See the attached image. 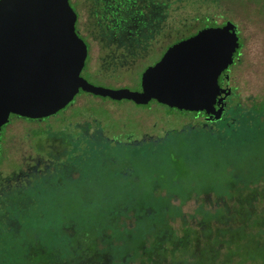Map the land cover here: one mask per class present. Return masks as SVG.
Returning a JSON list of instances; mask_svg holds the SVG:
<instances>
[{
	"label": "rangeland",
	"instance_id": "374dc122",
	"mask_svg": "<svg viewBox=\"0 0 264 264\" xmlns=\"http://www.w3.org/2000/svg\"><path fill=\"white\" fill-rule=\"evenodd\" d=\"M94 1L70 0L78 15L76 30L83 40L88 43L90 41L92 45L91 56L88 54L87 67L82 70V75L95 85L110 88L138 85L145 66L158 59L164 49L168 48L167 42L185 38H178L181 34L192 35L225 20L234 22L239 32L241 49L231 70V85L236 94L229 97L228 102H232L238 111L237 116L243 114L242 121L229 128L234 134L232 142L225 143L228 139L226 136L224 141L217 144L212 142V135H209L207 129L213 133L216 131V136L224 134V130H217L210 122H201L203 118L199 113L170 109L158 104L143 108L130 101L115 102L79 92L59 112L42 119L10 115L8 123L0 132V199L4 193L9 194L24 187L26 191L22 190L25 192L21 191L19 195L24 196L22 200L31 201V197L25 196L30 188H34L31 192L32 201L21 207V214L28 216L33 212L35 217L32 216V220L42 222L41 230L46 236L58 231L59 221L76 216L77 204L89 198L85 195L86 188L101 185L111 188L118 181L122 182L120 172L114 171L125 170L128 173L125 182L120 184L133 190L149 192L151 188L147 185L150 179L145 178L148 170L155 177L158 174L164 175L158 179L151 178V184L158 181V184L172 188L181 182L182 186L191 183L200 189L215 188L201 198L194 195L184 202L180 216H176L180 210L173 211V216H176L172 217L173 225L179 233L189 225H196L203 217L204 209L212 212L224 210L221 216L215 215L210 219L214 226H222L238 215L242 217L243 223L252 224L254 218H258V225H264V180L254 181L253 189L243 192V195L239 192L227 196L231 189L226 186H232L234 180L229 174L234 171L235 165H241V161L244 165L249 163L250 169L256 162L261 163V156L256 161L245 158L248 153L255 154V157L256 154H264V126L261 127V122L256 123L257 120L248 117L255 109L264 107V0H159L163 3L162 15L158 14L157 9L153 11L151 2L156 4V0H111L112 11H101L99 6L94 9ZM126 1H129V6L124 9L122 6ZM139 14L143 29L140 22L126 23V15ZM196 16L199 18L196 19ZM178 33L179 36H175ZM142 35L153 39L155 37L156 41L153 40L154 44L151 45L147 40L141 45L143 48L126 49L135 44L124 39H136ZM102 37L122 39L115 46L119 47V51L127 53L120 57L125 64L118 63L115 69H111L97 60L111 47L108 42H104L105 45L99 44L98 39ZM149 47L156 48L148 50ZM117 57V53L112 55L113 60H117ZM246 119L249 122L243 121ZM96 123L101 132L96 131ZM89 128L95 129V136L89 135ZM168 139L171 143L169 157L155 150V147L135 157L134 151L138 146L158 147L162 140ZM171 163L172 167L168 166ZM174 171L180 175L174 176ZM127 179L138 185L128 186ZM119 199L127 203L128 200L133 202L147 198L142 194L126 196L124 193L119 195ZM33 202L38 203V209L42 211L38 217ZM173 202L180 203L178 198ZM247 210H250V214ZM7 219L10 220L8 216L1 217V229L5 228L1 222H7ZM128 220L132 221L133 218ZM60 233L62 235L63 232L60 230ZM2 236L3 231H0V238ZM17 243L18 240H10L6 249L0 253V264L3 261H8V264L15 262L21 252ZM219 248L217 260L220 262L227 247L221 244ZM193 251L191 247L189 252L178 254L182 258L181 264H195Z\"/></svg>",
	"mask_w": 264,
	"mask_h": 264
},
{
	"label": "trees",
	"instance_id": "16d2710c",
	"mask_svg": "<svg viewBox=\"0 0 264 264\" xmlns=\"http://www.w3.org/2000/svg\"><path fill=\"white\" fill-rule=\"evenodd\" d=\"M107 1L110 2V0H95L93 8L99 6L101 11H112L110 3ZM156 1V4L151 2L154 7L153 11L157 9L158 14L162 15L163 3H160L159 0ZM128 2L123 4L124 9L129 6ZM126 16L127 24L137 23L142 19L141 14ZM198 18L196 16V19ZM204 20L212 23L208 19ZM132 26L136 27V25ZM179 27L182 26L179 25ZM179 33L175 36H179ZM187 36L189 35L181 34L178 38ZM242 117L243 114L238 117V121L230 122V127L223 125L231 120L228 117L224 122L223 120L213 121L212 126L218 128L217 130H224V134L216 136V131L213 133L207 129L209 135H212V142L219 144L225 140L226 136L228 139L225 143L232 142L234 134L229 128L240 124ZM248 117L253 118V121L257 120L256 123L261 122V127H263L264 107L255 109ZM243 121L249 122L248 119ZM256 123L254 124L257 125ZM169 146H171L169 139L162 140L158 147L141 145L134 151L135 157L143 155L149 150L152 151L153 147L169 157ZM259 154L261 155L256 154L257 157L250 153L245 156V158L249 157L255 161L261 156V163L256 162L254 167H251L252 169L249 168V163L244 165L242 161L241 165L239 163V166L235 165L234 171L229 174L234 180L232 186L226 185L227 189H231L227 196L239 192L243 195V192L253 189L254 181L256 183L264 180V154ZM168 162L170 163V158ZM169 165L172 167V163ZM117 172H120L122 182L118 181L119 183L111 188L106 185L86 188L85 195H88L89 198L83 200L82 204H77L76 216L62 219L58 222V231H53L46 236L41 230L42 222L32 220L31 217H35L33 212L28 216L21 214V207L31 203L33 197L31 192L34 191V188H30L28 195L25 196L31 197V201L21 199L24 196L19 194L22 190L26 191L24 187L19 188L18 191L13 190L9 194L4 193L0 199V219L8 216L10 220L1 222L5 224V228H0V231H3V238H0V253L13 239L18 240L17 244L21 250L13 264H181L182 258L179 257V253L189 252L191 247L194 248L192 255L196 256L195 264H216V262L217 264H231L233 261L235 264H264V247H262L264 246V239L262 240L264 225H258V218H254L252 224H249L243 223L242 217L238 215L222 226L219 224L214 226L210 219L215 215L221 216L220 213L224 210L212 212L209 209H204L203 217L199 219V222L194 226H188L190 231L187 227L185 231L179 233V230L173 225L172 217L180 216L183 213L184 202L194 195L201 198L203 195L209 194L211 190H215L214 187L200 189L191 183L182 186L181 182L172 188L158 184V181L151 184V178L155 176L153 172L147 170L145 178L150 179L147 186H150L151 190L149 192L133 190L120 184V182H125L128 173L125 170L113 173ZM113 173L112 177H114ZM174 174V176L180 175L177 171H174ZM163 176V174L156 175L157 179ZM127 180L128 186L138 185ZM120 186L122 188L119 190ZM124 193L126 196L142 194L147 199H138L133 202L128 200L127 203H123L120 201L119 195ZM220 193L223 192L220 191ZM216 195L222 194L216 193ZM175 198H178L179 204L173 202ZM33 207L36 208L35 213L38 217L42 213L38 209V203L33 202ZM177 209L180 210V213L173 216V211ZM247 212L250 214V210ZM131 217L133 220L129 221L128 219ZM27 222H29L28 225ZM60 230L63 232L62 235ZM221 244L226 245L227 252L219 262L217 259ZM4 263L8 264V261H3L2 264Z\"/></svg>",
	"mask_w": 264,
	"mask_h": 264
},
{
	"label": "water",
	"instance_id": "95a60500",
	"mask_svg": "<svg viewBox=\"0 0 264 264\" xmlns=\"http://www.w3.org/2000/svg\"><path fill=\"white\" fill-rule=\"evenodd\" d=\"M70 0H0V132L10 115H52L79 89L113 99L155 98L179 109L220 115L218 77L239 48L235 24L205 27L172 44L142 73V90L95 85L82 76L87 45Z\"/></svg>",
	"mask_w": 264,
	"mask_h": 264
},
{
	"label": "flooded vegetation",
	"instance_id": "af4514ba",
	"mask_svg": "<svg viewBox=\"0 0 264 264\" xmlns=\"http://www.w3.org/2000/svg\"><path fill=\"white\" fill-rule=\"evenodd\" d=\"M108 2V1H107ZM108 3H110V5H111V0H110V2H108ZM93 4H94V2H93ZM122 8H123V6H122ZM112 10H113V8H112ZM227 22V20H225L224 22H222L221 24H215V25H213V26H223L225 23ZM234 23V22H233ZM236 26V25H235ZM140 27L142 28L143 26H142V23L140 22ZM237 28V27H236ZM199 31V30H198ZM238 32V31H237ZM239 33V32H238ZM195 34V33H194ZM80 35V34H79ZM193 35V34H192ZM189 36H191V35H189ZM189 36H187V37H189ZM187 37H185V38H187ZM144 38V39H143ZM182 39H184V38H182ZM122 39L121 38H113V37H111V38H105L104 39V37H102V38H100V39H98V41H99V44H101V45H105V43L104 42H108V43H110L111 44V47H108V49H109V51H107L106 52V54H103L104 56H102V55H100L99 57H98V61H101V63H102V65L104 66V67H106V68H111V69H115V67H116V65L118 64V63H123V64H125V62L123 61L124 59H122V58H120V57H123V56H126L127 55V53L126 52H124V51H119V47L118 46H115V43H117V42H119V41H121ZM124 40H126V41H132L133 42V44H135L134 45V47H126V49L127 50H132L133 48H143V47H141V45H143V44H145L146 43V41L148 40L150 43H151V45L152 44H154V42H152L153 40L154 41H156V38L154 37V39H153V37H149V36H146V37H144L143 35L141 36V37H139V38H136V39H131V38H126V39H124ZM179 40H181V39H177L175 42H177V41H179ZM85 41V40H84ZM86 42V45H87V57H88V54H90V56H91V49H92V45L90 44V41H89V43L87 42V41H85ZM112 42V43H111ZM158 42V41H157ZM175 42H172V43H169V42H167V44H168V48L172 45V44H174ZM109 44V45H110ZM156 45V44H155ZM153 48H156V47H149L148 48V50H151V49H153ZM167 48V49H168ZM98 49V48H97ZM166 48L164 49V52L158 57V59H156V61H152V63L151 64H147V66H145V68L143 69V70H145L148 66H150V65H154L157 61H159L160 59H161V57L163 56V54L165 53V51L167 50ZM240 49H241V44H240V47L237 49V51L233 54V62L232 63H230L229 64V66L227 67V69H225L220 75H219V77H218V90L219 91H221V93L219 94V95H217V97H216V101H215V103H214V106H215V108L217 109V108H220V112H222V114L220 115V116H217L216 115V113H214V114H206L205 112H203V111H192V110H185V109H181V111H184V112H193V113H195V114H197V113H199L198 115L200 116V117H202L203 118V120L201 121V122H210V123H212L211 121H220V120H223V122L226 120V118L228 117V118H230L231 120H229V121H227L225 124L228 126V127H230V122H233V121H238V117L240 116L241 117V113L237 116V113H238V111H236L235 110V108L232 106V102L231 103H229L228 102V98L230 97H232V96H235V90H234V88L232 87V85H231V82H232V77H231V70H232V67L234 66V64L236 63V60L239 58L238 57V55H239V52H240ZM100 52H101V48L99 47V49H98ZM114 53H117V55H118V57H117V60H113V58H112V55L114 54ZM143 55H146V54H143ZM142 56V55H141ZM87 57H86V59H87ZM85 67H87V64H86V60H85V65H84V67H83V69L85 68ZM89 65H88V69H89ZM82 69V70H83ZM81 74H82V71H81ZM83 76V75H82ZM84 77V76H83ZM89 81V80H88ZM90 82V81H89ZM94 84V83H93ZM112 88H130V89H132V90H137V91H139V90H142V76H141V78H140V82L138 83V85H137V83L136 84H134V86H132V87H130L128 84L127 85H120V86H113ZM79 92H85V93H88V94H90V95H93V96H96V97H100V98H105V99H110V100H114L115 102H122V101H130V102H133L135 105H137V106H141V107H143V108H146V107H148L149 105H153V104H158V105H162V106H164V107H167V108H170V109H178V110H180L179 108H177V107H174V106H170V105H168L167 103H163V102H160V101H158L157 99H155V98H152V99H150L147 103H137V102H135V101H133V100H130V99H119V100H117V99H113V98H111V97H109V96H101V95H97V94H93V93H91V92H87V91H85V90H83V89H79V91H78V93ZM77 93V94H78ZM231 95V96H230ZM76 96V95H75ZM75 98V97H74ZM74 100V99H73ZM72 100V101H73ZM71 101V102H72ZM228 102V103H227ZM61 110V109H60ZM59 110V111H60ZM59 111H57V112H59ZM30 119V118H29ZM40 119H42V118H40ZM96 125H97V123H96ZM154 125L156 126L157 124L156 123H154ZM97 127V129H96V131L97 132H101V129H99L100 127L97 125L96 126ZM94 130L95 129H92V128H89V130H88V133H89V135H91V136H95L94 135ZM99 130V131H98ZM96 132V133H97ZM83 135H84V133H82ZM87 134V133H86ZM131 135V134H130Z\"/></svg>",
	"mask_w": 264,
	"mask_h": 264
},
{
	"label": "clouds",
	"instance_id": "9594fccd",
	"mask_svg": "<svg viewBox=\"0 0 264 264\" xmlns=\"http://www.w3.org/2000/svg\"><path fill=\"white\" fill-rule=\"evenodd\" d=\"M239 36V35H238ZM240 44V43H239Z\"/></svg>",
	"mask_w": 264,
	"mask_h": 264
}]
</instances>
